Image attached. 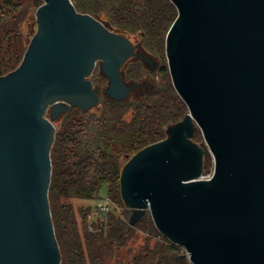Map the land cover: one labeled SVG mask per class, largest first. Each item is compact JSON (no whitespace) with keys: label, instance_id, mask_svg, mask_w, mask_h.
<instances>
[{"label":"water","instance_id":"95a60500","mask_svg":"<svg viewBox=\"0 0 264 264\" xmlns=\"http://www.w3.org/2000/svg\"><path fill=\"white\" fill-rule=\"evenodd\" d=\"M171 1L166 57L188 112L128 156L129 225L150 214L193 264H264V0ZM36 18L21 63L0 76V264H62L49 201L55 120L100 105L98 65L104 94L126 100L138 83L122 67L144 58L72 0H43ZM198 129L205 142L194 140Z\"/></svg>","mask_w":264,"mask_h":264},{"label":"trees","instance_id":"16d2710c","mask_svg":"<svg viewBox=\"0 0 264 264\" xmlns=\"http://www.w3.org/2000/svg\"><path fill=\"white\" fill-rule=\"evenodd\" d=\"M80 12L90 13L117 32L140 33L160 59L159 79L135 99H101L98 112L72 107L57 119L51 149L52 181L49 201L62 264H177L182 247L164 236L150 214L129 225L131 209L114 211L89 222L91 208H81L83 229L71 198H98L106 184L107 195L125 206L120 176L128 159L141 148L163 139L169 124L181 120L188 106L174 87L166 57V36L178 15L171 0H72ZM43 0H0V76L21 63L30 39L24 27L34 7ZM146 72L141 59L122 67L126 81L137 82ZM94 85L107 83L103 73ZM202 138L198 129L194 140ZM137 229L147 231L136 250ZM154 236H160L152 244Z\"/></svg>","mask_w":264,"mask_h":264},{"label":"rangeland","instance_id":"374dc122","mask_svg":"<svg viewBox=\"0 0 264 264\" xmlns=\"http://www.w3.org/2000/svg\"><path fill=\"white\" fill-rule=\"evenodd\" d=\"M36 9H37L36 7H34L32 9V12L30 14V18L24 27V31H25L28 39H31L32 35L34 34V32L36 30V26H37ZM119 33H123V34L127 35L128 37H130L131 40L134 42V44L137 47L136 48L137 52L144 56V58H140L137 56L132 57L133 59H137V58L141 59L143 61L144 67L146 69L144 76L140 80L137 81L138 85L135 87V89H133V91L130 92V94L127 97V99H135V98H138L139 96H141L142 94H144L146 89L153 86L155 84L156 80L159 79V75L155 71L159 66L160 59H159L158 55L156 54V52H154L153 50H150L146 46V44L144 43V37L140 33H130V32H124V31L123 32L121 31ZM100 72H101V69L98 65L96 67V69L94 70L91 78H96L98 73H100ZM127 82L130 84V83H133L134 81L128 80ZM107 85H108V82L107 83L105 82L104 84H102L98 87L101 91V99L108 97L104 94V91L107 88ZM95 86H97V85H95ZM100 108H101V104L97 107L92 108L91 110L94 112H98L100 110ZM47 115L49 116L48 112H47ZM55 124H59L58 120H55ZM200 132H201V130H200ZM201 135H202V132H201ZM197 142L198 143L205 142L203 135H202V138ZM214 167H215L214 157H213V154L209 151V152H207L206 157H205L204 176L205 177L211 176L214 172ZM106 195H107V186L105 184L101 188L100 195L98 198H95L92 200L83 199V198H71V199H69V201L72 202V204L75 208V211L77 213V219L79 222L80 229H83V226H84L83 217L80 213V209L81 208H85V209L91 208L89 216L87 217L88 221L92 222V221L97 220L98 217H96L94 215V209L96 207L97 202L101 201V199H103ZM112 201L115 204L112 211H114L118 215H122L127 206L121 205L120 203L115 202L114 200H112ZM130 215H131V212H130ZM130 215H129V218H130ZM147 235H148L147 231L137 229V231L135 233V237L133 238V240L131 242L132 244L135 245L136 250L140 247V245L142 243H144L145 236H147ZM159 238H160V236H154V239H152L151 243L153 244L155 242V240L159 239ZM185 252L186 251L183 247H182V250L180 249V251L177 252V254H176L177 264H190L189 258L187 256L183 255V254H185Z\"/></svg>","mask_w":264,"mask_h":264},{"label":"built area","instance_id":"2783aa9c","mask_svg":"<svg viewBox=\"0 0 264 264\" xmlns=\"http://www.w3.org/2000/svg\"><path fill=\"white\" fill-rule=\"evenodd\" d=\"M115 206L112 199L106 195L101 201H98L96 204V207L94 209V215L98 218L106 215L108 212L113 210V207ZM190 264H193L190 262Z\"/></svg>","mask_w":264,"mask_h":264},{"label":"flooded vegetation","instance_id":"af4514ba","mask_svg":"<svg viewBox=\"0 0 264 264\" xmlns=\"http://www.w3.org/2000/svg\"><path fill=\"white\" fill-rule=\"evenodd\" d=\"M151 62V61H150ZM133 89H135V88H133ZM133 91V90H132Z\"/></svg>","mask_w":264,"mask_h":264}]
</instances>
